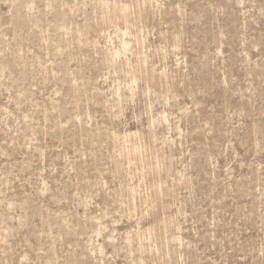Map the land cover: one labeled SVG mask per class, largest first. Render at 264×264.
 I'll return each mask as SVG.
<instances>
[{"label": "rangeland", "instance_id": "obj_1", "mask_svg": "<svg viewBox=\"0 0 264 264\" xmlns=\"http://www.w3.org/2000/svg\"><path fill=\"white\" fill-rule=\"evenodd\" d=\"M0 264H264V0H0Z\"/></svg>", "mask_w": 264, "mask_h": 264}]
</instances>
